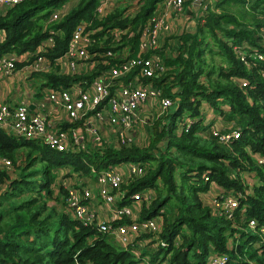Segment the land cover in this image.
I'll return each instance as SVG.
<instances>
[{
	"label": "trees",
	"instance_id": "1",
	"mask_svg": "<svg viewBox=\"0 0 264 264\" xmlns=\"http://www.w3.org/2000/svg\"><path fill=\"white\" fill-rule=\"evenodd\" d=\"M68 1L20 0L0 13V56L38 50L52 35L53 43L39 52L53 62L66 50L78 21L87 19L89 27H100L88 47L96 53V67L80 74L43 72V85L68 86L90 79L118 64L115 54L123 48L129 56L137 55L143 28L160 0H139L134 13L128 12L133 4L118 0L99 17L98 0H75L59 19L48 23L51 12ZM199 20L194 32L180 34L176 51H161L164 69L142 77L175 104L168 121L162 116L154 119L145 147L132 143L71 153L0 128V157L11 159L15 173L11 178L0 169V264H144L94 226L48 201L57 166L70 164L88 173L90 166L101 169L128 160L148 163L145 173L127 184L131 192L152 189L154 196L143 207V216L161 207L165 211L161 236L168 245L151 253V260L169 254L168 264H205L208 254L219 253L226 256L221 264H264V162L256 158L264 157V0H214L201 10ZM112 28L124 31L116 37L109 33ZM108 50L111 55H104ZM203 101L223 116L226 125L238 126L239 137L219 142L211 122L202 120ZM184 115L195 119L188 127L180 125ZM36 163L41 164L40 172L34 169ZM255 178L259 183L249 185ZM214 188L212 197L238 200L233 219L227 210L218 213L211 198L203 199ZM167 204L175 206L172 220ZM251 219L255 228L249 225Z\"/></svg>",
	"mask_w": 264,
	"mask_h": 264
},
{
	"label": "built area",
	"instance_id": "2",
	"mask_svg": "<svg viewBox=\"0 0 264 264\" xmlns=\"http://www.w3.org/2000/svg\"><path fill=\"white\" fill-rule=\"evenodd\" d=\"M18 1L0 0V13ZM117 1L98 0L95 7L97 16L110 12ZM128 1L133 4L129 13L138 10L139 0ZM184 2L158 1L153 15L143 28L137 55L129 56L125 48L120 53L117 50L115 55L120 58L118 64L101 69L99 74L90 79L71 81L68 86L43 85L45 78L42 74L47 71L80 74L96 67V53L90 52L88 47L92 43L91 36L100 27H89V20L82 19L76 23L66 50L53 62L39 52L44 46L53 43L52 35L42 42L38 50L20 54L15 51L3 53L0 56V80L19 71L22 78H38L41 91L31 96L38 100L36 110H31L24 99L14 102L0 100V128L9 135L34 139L51 148L71 153L132 144V138L127 133L133 128L130 126L141 104L147 99L154 100L160 107L158 114L174 104L161 88L151 82H143L142 77H151L164 69L161 54L163 39L172 27L173 20L183 10ZM200 3L202 10L207 2L201 0ZM65 11L64 7L54 9L47 22L56 21ZM123 31L112 28L109 33L119 37ZM106 54L111 55L110 50ZM18 61H23L19 67L16 65ZM245 83L242 81V84ZM52 111L58 113L53 114ZM152 117L156 119L158 115ZM194 120V117L184 115L180 125L188 127ZM77 121L80 124L74 125ZM219 128L211 127L212 134L219 142H228L240 135L238 126L229 130ZM106 133H114V138L108 139ZM256 158L258 163L264 162V157L256 155ZM147 164L128 160L101 169L90 166L88 173L81 169L75 170L70 164L57 166L53 170L55 178L49 187L51 195L48 201L57 203L60 211L70 214L72 218L94 226L108 240L132 252L141 263L168 264L169 254L164 258L157 257L155 261L150 259L151 253L158 247L168 245L161 236L165 217L163 207L155 214L143 216V207L149 206L153 199L152 189L147 187L131 192L127 186L134 177L145 173ZM0 169L7 171L11 178L15 175L13 162L5 156L0 157ZM210 201L212 206L220 210L218 213L222 209L227 210V217L234 218V209L239 205L237 199L226 197L219 200L211 197ZM249 225L255 228L257 223L251 219ZM261 229L264 231V227ZM225 259L223 254L212 253L206 257L205 264H221Z\"/></svg>",
	"mask_w": 264,
	"mask_h": 264
},
{
	"label": "crops",
	"instance_id": "3",
	"mask_svg": "<svg viewBox=\"0 0 264 264\" xmlns=\"http://www.w3.org/2000/svg\"><path fill=\"white\" fill-rule=\"evenodd\" d=\"M198 1V0H197ZM196 0H186L184 2L183 10L180 12V14L177 16L176 19L172 22V27L170 28L169 32L166 33L164 39H163V48H161V51L164 53L171 54L172 51H176L177 45L176 42L180 43V40H178L179 35L184 32V29H187L188 25H190L194 21L196 22L197 18H199V12L201 13V3H198ZM75 3V0L68 1L63 7L65 10L69 9L73 4ZM181 22V24H180ZM175 24H179L181 29L178 33V36L176 35V41L174 43V34L175 32ZM196 30V24L195 29ZM3 37V30H0V39ZM178 40V41H177ZM174 45L176 48H174ZM173 47V50L171 49ZM165 49V50H164ZM162 54V53H161ZM19 67V66H18ZM36 88L33 87V81L31 77L22 78L19 71L15 72L10 77L0 80V100L9 99L11 101H16L18 99H24L28 102L29 108L31 110L38 109L37 102L38 100L31 97L36 96ZM157 103L152 99H147L143 104H141L136 112V115L133 119L135 121V125H133V128H131V132L127 133V136L132 138L133 144H137V141H143L145 140V132H144V125H142L141 122H145L146 120L150 119L154 114L158 115V117H161L162 114H158L160 110H157ZM202 111V120L203 122H211L212 125L216 124L218 120H220L223 123L218 124V126H223L224 128H228V126H235L234 123L228 122L229 124L226 125L227 121L224 120L223 116H219L216 114V112L207 104V102L202 103L200 107ZM53 114H57V111H52ZM64 117V115H62ZM53 117V115H51ZM162 118L165 121H168L164 116ZM207 118V119H205ZM103 126H101V129L103 130ZM232 128V127H231ZM230 128V129H231ZM138 135V136H137ZM106 136L108 139L114 138V133H106ZM146 142V141H144ZM148 142V141H147ZM139 146V144H137ZM115 148V147H114Z\"/></svg>",
	"mask_w": 264,
	"mask_h": 264
},
{
	"label": "rangeland",
	"instance_id": "4",
	"mask_svg": "<svg viewBox=\"0 0 264 264\" xmlns=\"http://www.w3.org/2000/svg\"><path fill=\"white\" fill-rule=\"evenodd\" d=\"M211 1H214V0H204V3L205 2H207V3H209V2H211ZM136 11V9H134V10H132V13H134ZM198 15H200V12H199V14ZM201 23V21L199 20V18H197V20H196V22L194 21V23L192 22L190 25H188V27H187V29H184V33L185 32H194L195 30V24H196V29H197V26L199 25ZM180 24H181V22H180ZM175 32H177L176 34H174L173 36H174V38L176 37V35L178 36V33H179V31H180V29H181V27H180V25L179 24H175ZM264 36V35H263ZM179 37H180V35H179ZM178 40H180L179 38H178ZM177 40V41H178ZM174 41V43H175V41H176V38L173 40ZM177 46L179 45V42H176L175 43ZM163 45V44H162ZM174 48H176V46L174 45ZM171 49L173 50V47H171ZM165 50V49H164ZM217 59V62L219 61L218 60V58H216ZM32 81H33V87H35L36 88V91H41V87L38 85V83H39V80H38V78H36V79H32ZM157 110H160V107H157ZM174 110H175V104H173V105H171L167 110H165L163 113H161L162 114V116H164L166 119H168L169 118V115L171 114V113H173L174 112ZM154 118L155 117H152L151 119H148V120H146L145 122H141L142 123V125H144V134H145V140H143V141H137V144H139V146H141V147H145L147 144H148V142L147 141H149V139H150V137H152V135H153V133H148L150 130H151V128H152V123L154 122ZM157 118V117H156ZM162 118V117H161ZM220 123H223V122H221L220 120H218L217 122H216V124H214V125H212L211 127H214V126H218V124H220ZM134 125V121L132 122V124H131V126H130V128L132 127ZM236 126V125H235ZM234 126V127H235ZM131 132V130H129V133ZM138 136V135H137ZM144 141H146V142H144ZM136 144V145H137ZM21 161H23L24 162V160H20V162ZM40 168H41V164L40 163H36L35 164V166H34V169H37V170H39V172H40ZM245 177V176H244ZM250 177V176H249ZM39 179H40V176H39ZM248 183H249V185H254V184H258L259 183V181H258V179H254V180H252V179H249L248 180ZM252 189V188H251ZM215 191H216V189L214 188V190H212V193L210 194V196H205V198H203V199H207V198H211L212 196H213V193H215ZM204 194H202V196H203ZM97 201H98V198L96 199ZM55 204V206H56V208L58 209V210H60L59 209V207H58V205H57V203H54ZM96 204V203H95ZM165 210H166V213H167V215H168V217H169V219L170 220H172V217H173V213H174V211H175V206L174 205H172V204H167L166 206H165ZM184 228V227H183ZM183 228H182V230H183ZM181 232V231H180Z\"/></svg>",
	"mask_w": 264,
	"mask_h": 264
},
{
	"label": "water",
	"instance_id": "5",
	"mask_svg": "<svg viewBox=\"0 0 264 264\" xmlns=\"http://www.w3.org/2000/svg\"><path fill=\"white\" fill-rule=\"evenodd\" d=\"M196 1H197V0H196ZM197 2H198V3H200V2H201V0H198Z\"/></svg>",
	"mask_w": 264,
	"mask_h": 264
}]
</instances>
